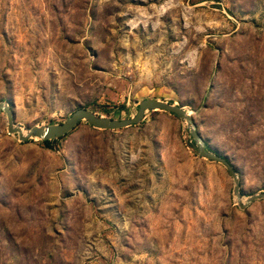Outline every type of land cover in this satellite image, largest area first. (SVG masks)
<instances>
[{"label":"rangeland","instance_id":"rangeland-1","mask_svg":"<svg viewBox=\"0 0 264 264\" xmlns=\"http://www.w3.org/2000/svg\"><path fill=\"white\" fill-rule=\"evenodd\" d=\"M151 98L190 111L243 200L264 192V0H0V103L20 127ZM7 126L0 264H264V200L241 209L177 117L83 122L53 149Z\"/></svg>","mask_w":264,"mask_h":264},{"label":"water","instance_id":"water-1","mask_svg":"<svg viewBox=\"0 0 264 264\" xmlns=\"http://www.w3.org/2000/svg\"><path fill=\"white\" fill-rule=\"evenodd\" d=\"M154 112H165L177 117L186 123L187 132L190 137V149L199 157L210 162L221 164L234 180V196L238 199L237 204L243 210H246L254 202L264 200V192L253 194L247 197L245 203L243 200V189L240 174L236 167L225 156L210 148L208 142L204 139L198 129L195 118L185 107L177 105L166 100L145 99L139 103L136 115L128 119H114L98 114L88 108L76 110L67 120L56 125H38L30 129H24L16 124L15 113L10 103H0V118L6 114L8 120V134L18 136L22 143L55 141L70 135L83 122L90 127L103 131H118L142 124L150 114Z\"/></svg>","mask_w":264,"mask_h":264},{"label":"trees","instance_id":"trees-1","mask_svg":"<svg viewBox=\"0 0 264 264\" xmlns=\"http://www.w3.org/2000/svg\"><path fill=\"white\" fill-rule=\"evenodd\" d=\"M88 108V107H87ZM89 109V108H88ZM92 109L93 111L95 112H99L101 115H106V116H111L114 112L115 109H118L120 110V112L122 113H125L128 111V108L126 105H123V106H120V107H106V106H103V105H98V104H94L92 106ZM65 137L59 139V140H62L64 139ZM59 140H55V141H43L41 142V144L45 145L46 147L50 148V149H53V146L52 144L58 142ZM210 146V145H209ZM210 148H212L210 146ZM213 149V148H212ZM214 150V149H213ZM230 161V160H229ZM231 162V161H230ZM237 169V168H236ZM238 171V170H237Z\"/></svg>","mask_w":264,"mask_h":264},{"label":"bare ground","instance_id":"bare-ground-1","mask_svg":"<svg viewBox=\"0 0 264 264\" xmlns=\"http://www.w3.org/2000/svg\"><path fill=\"white\" fill-rule=\"evenodd\" d=\"M236 200H238L237 198H236ZM244 203H245V200H242Z\"/></svg>","mask_w":264,"mask_h":264}]
</instances>
